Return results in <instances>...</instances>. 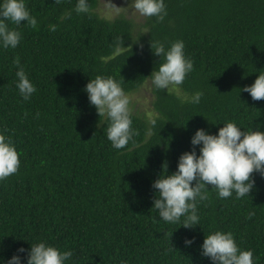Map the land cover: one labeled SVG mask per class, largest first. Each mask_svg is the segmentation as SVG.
I'll list each match as a JSON object with an SVG mask.
<instances>
[{
  "label": "trees",
  "instance_id": "16d2710c",
  "mask_svg": "<svg viewBox=\"0 0 264 264\" xmlns=\"http://www.w3.org/2000/svg\"><path fill=\"white\" fill-rule=\"evenodd\" d=\"M97 3L88 0L89 12L77 14L75 0H26L37 27L9 22L22 39L0 49V130L12 137L20 165L0 180V259L22 246L23 260L31 244L44 240L72 250L66 264H211L200 244L210 231L224 230L252 249L254 264H264L259 173L239 199L219 198L207 185L208 199L197 205L200 225L193 227L161 220L151 187L164 164L167 174L175 171L197 128L215 134L233 120L264 131V98L239 89L264 72V0H165L163 20L144 16L141 23L105 18ZM65 11L71 16L59 20ZM176 39L184 41L193 70L178 88L151 84L152 114L132 112L136 134L113 148L85 84L110 75L126 93L135 91L160 63L151 43L167 47ZM14 59L35 84L28 100L15 86ZM195 90L204 93L198 104L180 103L178 94Z\"/></svg>",
  "mask_w": 264,
  "mask_h": 264
},
{
  "label": "clouds",
  "instance_id": "9594fccd",
  "mask_svg": "<svg viewBox=\"0 0 264 264\" xmlns=\"http://www.w3.org/2000/svg\"><path fill=\"white\" fill-rule=\"evenodd\" d=\"M133 7L143 16L163 20L167 15L165 0H131ZM77 14L88 13V0H75L73 8ZM71 11L62 13L59 20L67 19ZM9 22L19 25L25 22L37 27V19L30 14L26 0H0V49L15 48L22 39L21 32L10 27ZM57 23L48 25L49 31H56ZM119 41V37L116 38ZM152 53L159 57L160 63L150 75L151 84L156 89L178 88L186 75L193 70V61L185 55L184 41L176 39L165 47L160 41L151 43ZM15 86L24 100L36 91L35 84L29 79L18 59H14ZM249 93L252 100L264 98V72H258L253 83L239 88ZM88 101L98 116L105 117L106 137L113 148L126 146L136 130L132 125V111L129 96L120 81L112 76L96 75L84 86ZM202 90L178 94L180 103L198 104L203 96ZM105 124L104 121H99ZM154 123V121H153ZM191 150L182 152L177 160L175 171L165 172L151 182L156 190L152 208L165 222H180V226L200 225L198 203L208 199V187L216 189L219 198L239 199L250 193L255 180L253 173L264 177V131L259 125L255 129L245 128L233 120H226L215 134L204 128H197L190 137ZM196 146H199L197 153ZM20 165L19 153L12 137L6 130H0V180L14 174ZM151 208V209H152ZM248 217L254 216L252 211ZM181 217L183 220L181 221ZM194 238H185L184 244L191 245ZM21 246L9 259H0V264H66L72 257L71 249L62 250L53 244L40 240L30 245L22 260L19 253H25ZM201 255L211 264H254L252 249L238 246L231 231L215 230L204 236L200 244ZM120 264H127L121 261Z\"/></svg>",
  "mask_w": 264,
  "mask_h": 264
},
{
  "label": "rangeland",
  "instance_id": "374dc122",
  "mask_svg": "<svg viewBox=\"0 0 264 264\" xmlns=\"http://www.w3.org/2000/svg\"><path fill=\"white\" fill-rule=\"evenodd\" d=\"M95 10L103 17L111 19L117 15H123L132 19L135 23H141L144 16L134 7L131 0H98ZM172 88V87H169ZM176 90V89H175ZM129 96L130 108L132 112L146 113L151 115V80H147L135 91L126 93Z\"/></svg>",
  "mask_w": 264,
  "mask_h": 264
}]
</instances>
